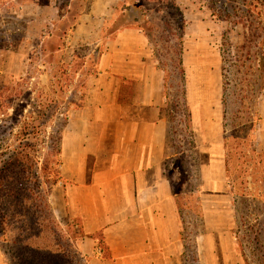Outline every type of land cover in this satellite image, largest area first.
<instances>
[{
  "label": "crops",
  "instance_id": "0c3cea01",
  "mask_svg": "<svg viewBox=\"0 0 264 264\" xmlns=\"http://www.w3.org/2000/svg\"><path fill=\"white\" fill-rule=\"evenodd\" d=\"M41 1L26 0L25 4L50 7L60 19L66 17L56 1ZM128 2L82 0L84 9L75 16L72 27L63 30L57 49L73 60L84 50L79 70L85 72L79 92L83 98L69 113L61 159L66 166L69 210L80 217L85 234L103 237L108 255L94 245L96 259L92 262L247 264L238 249L235 200L226 171L222 58L214 64L198 58L200 70L192 77L184 36L187 103L199 159L197 193L203 218L190 249L192 256L187 259L183 222L165 171L171 156L164 111L168 103L166 72L142 28L116 25L130 8ZM186 29L187 21L185 35ZM22 47L29 51L27 55ZM34 47L16 40L0 47V74L30 76V50ZM92 52L98 53L94 63ZM40 75L48 77L44 71ZM256 110L260 120L255 144L264 154V90Z\"/></svg>",
  "mask_w": 264,
  "mask_h": 264
},
{
  "label": "trees",
  "instance_id": "16d2710c",
  "mask_svg": "<svg viewBox=\"0 0 264 264\" xmlns=\"http://www.w3.org/2000/svg\"><path fill=\"white\" fill-rule=\"evenodd\" d=\"M206 1L212 14L231 28L222 36V103L226 171L235 200L238 249L247 264H264V154L257 149L254 138L260 120L256 106L264 90V0ZM140 2L129 0L130 15L138 12ZM171 7L180 16L179 35L174 33L178 37L175 54H160L152 32L138 27L150 38L166 72L168 103L164 111L169 123L171 156L166 160L165 171L182 218L187 258L192 256L190 249L203 218L197 193L199 159L183 63L186 21L177 0H172ZM238 26L243 28V42L235 46L231 30ZM171 27L170 23L168 28ZM66 72L62 67V73ZM31 80L28 76L17 78L10 85L0 83V226L10 233L19 230L16 256L20 264H66V258L40 250L41 244L32 233L37 223L32 220L42 205L50 208L48 196L63 179L62 144L72 104L70 99L50 98V92L57 96H64L67 91H72L71 96L79 93L69 86L58 85V91L53 90V85L33 86ZM82 98L81 94L79 99ZM97 235L107 256L102 235L90 237ZM46 240L50 243V239Z\"/></svg>",
  "mask_w": 264,
  "mask_h": 264
},
{
  "label": "rangeland",
  "instance_id": "374dc122",
  "mask_svg": "<svg viewBox=\"0 0 264 264\" xmlns=\"http://www.w3.org/2000/svg\"><path fill=\"white\" fill-rule=\"evenodd\" d=\"M10 1H13L10 4ZM26 0H0V47L4 48L11 40L26 46L30 43L35 47L30 50L31 62L29 63V72L32 78V84H38L39 87H50L58 91L60 86H69L76 92L82 90L85 72L79 71L82 68L84 50L79 52L75 60L69 53L58 52V47L62 44L59 36L63 30L72 27L74 18L83 9L82 0H52L57 2L61 7V13L66 17L60 19L56 10L33 4H25ZM39 2V0H36ZM47 0L45 2H48ZM43 2V0L41 1ZM178 3L184 13L187 21L185 35L186 58L189 64L190 75L197 76L200 67L197 64L198 58L203 61H221L222 36L231 29L230 25L217 19L208 8L205 0H178ZM71 4V7L69 8ZM172 0H141L138 12L130 15V8L123 12L117 26H140L152 32L155 39V47L162 55L175 54L177 50L178 35L180 32V16L176 9L171 7ZM12 5V9L11 6ZM141 5V6H140ZM171 23V29L168 25ZM243 28L238 26L231 30V39L235 46L241 45ZM177 36H175V34ZM46 50L45 53L43 50ZM22 53L28 54L24 47L20 48ZM199 52L201 56L195 54ZM169 53V54H168ZM98 53L92 52L90 57L91 63L97 60ZM45 65V67H44ZM69 70L66 74L62 73V67ZM44 72L47 75L41 76ZM79 72V76L78 73ZM91 71V67L89 68ZM199 75V74H198ZM191 77V78H192ZM16 78L4 73L0 74V83L9 85ZM77 80V81H76ZM50 81V83H49ZM67 89V88H66ZM50 91V89H48ZM72 91H67L64 96L56 95L50 92V98H63L71 101V110L79 107L73 105L81 103L80 94L71 96ZM35 96V95H34ZM64 161V160H63ZM63 179L60 180L48 196L49 206L42 205L40 210L35 213L32 220L35 224L34 240L41 244V249L46 253L50 251L56 253L62 258H66V264H93L94 245L101 248L102 239L100 235L91 238L84 233L80 217L75 216L69 210L70 205L65 196L66 166L61 167ZM19 231V230H18ZM18 231H6L0 226V264H20L17 252L19 240L16 237ZM50 239V243L46 240Z\"/></svg>",
  "mask_w": 264,
  "mask_h": 264
}]
</instances>
